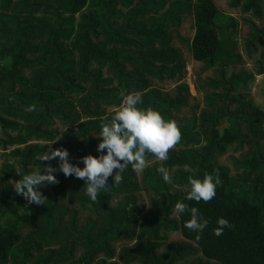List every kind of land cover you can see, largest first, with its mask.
I'll list each match as a JSON object with an SVG mask.
<instances>
[{
  "label": "trees",
  "instance_id": "16d2710c",
  "mask_svg": "<svg viewBox=\"0 0 264 264\" xmlns=\"http://www.w3.org/2000/svg\"><path fill=\"white\" fill-rule=\"evenodd\" d=\"M261 75L264 0H0V264H264V114L237 91ZM135 92L180 128L167 160L129 164L95 202L59 171L44 205L15 193L23 175L58 169L39 159L49 148L81 168L98 156L101 125ZM206 173L216 196L187 200ZM177 202L207 227L186 228ZM221 217L232 227L216 236Z\"/></svg>",
  "mask_w": 264,
  "mask_h": 264
},
{
  "label": "clouds",
  "instance_id": "9594fccd",
  "mask_svg": "<svg viewBox=\"0 0 264 264\" xmlns=\"http://www.w3.org/2000/svg\"><path fill=\"white\" fill-rule=\"evenodd\" d=\"M141 103L142 96L139 92L129 93L123 98L119 110L101 125L100 143L96 149L100 154L82 157V168L69 162L68 150L49 148L39 159L42 162L58 158V169L46 166L43 171L23 175L13 183L15 193L22 195L29 204L44 205L47 199L39 189L57 183L54 173L59 171L65 177L74 176L83 180L86 195L95 202L98 193L108 187L109 177L114 182L120 181L121 174L129 164L134 170L142 171L146 166L147 154H152L159 160H167L169 149L181 140L180 128L175 120H165L157 110L138 107ZM114 170H117L115 175ZM193 177H189L190 190L185 198L197 202L212 200L216 196L217 186L221 183L219 175L206 173L203 179ZM164 180L171 182L168 175L164 176ZM174 212L177 215L189 213L190 219L185 227L197 233L202 232L209 223L197 208H189L182 202L175 204ZM216 223V236L222 235L225 228L232 227L223 217L218 218Z\"/></svg>",
  "mask_w": 264,
  "mask_h": 264
},
{
  "label": "rangeland",
  "instance_id": "374dc122",
  "mask_svg": "<svg viewBox=\"0 0 264 264\" xmlns=\"http://www.w3.org/2000/svg\"><path fill=\"white\" fill-rule=\"evenodd\" d=\"M236 19L237 18L235 17V20ZM217 23L219 27L225 28V27H230L234 23V20L231 18L230 15L224 14V15H220L217 18ZM237 25H239L238 22H237ZM239 28L240 26L238 27V30ZM229 31L233 32L234 27L232 26ZM227 44H228L227 46L230 47L231 49L239 47V44H240L239 35L233 34V36L230 37V41ZM194 80H195V77L192 74V66H190L188 68V77L185 80V83L189 85L191 93L193 95H196L197 91L195 89ZM237 91L239 93H242V94L245 93V94L252 96L251 102L253 106L255 108H258L264 114V76L263 75L258 76L254 82L252 81L250 83L249 88L245 87L243 84L237 85ZM262 122L264 124V118H262ZM0 153H1V150H0ZM23 213L24 212H22V214Z\"/></svg>",
  "mask_w": 264,
  "mask_h": 264
}]
</instances>
